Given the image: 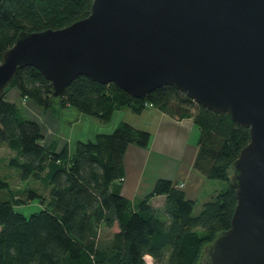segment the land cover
Listing matches in <instances>:
<instances>
[{"label": "trees", "instance_id": "trees-1", "mask_svg": "<svg viewBox=\"0 0 264 264\" xmlns=\"http://www.w3.org/2000/svg\"><path fill=\"white\" fill-rule=\"evenodd\" d=\"M92 3L1 0L0 60L20 32L65 27L87 17ZM11 87L44 110L75 107L104 123L117 109L141 113L148 106L179 119L193 118L200 131L194 168L228 186L205 201L198 214H194L198 202L165 178L158 179L147 196L132 201L121 194L125 153L132 144L147 147L150 132L123 121L111 133L78 141L70 153L68 146L58 150L57 141L46 146L40 124L20 103L4 96L0 147L12 152L7 165L19 170L22 181L37 183L48 193L33 185L15 189L0 174V192L6 195H0V264H148L146 255L154 264H200L205 246L231 227L237 195L229 182L230 168L249 142L250 131L229 112L201 106L171 85L138 98L85 75L68 85L61 104L53 105L51 81L32 65L18 70ZM158 195L166 196L167 220L151 204ZM36 199L40 210L26 215L18 209Z\"/></svg>", "mask_w": 264, "mask_h": 264}, {"label": "water", "instance_id": "water-1", "mask_svg": "<svg viewBox=\"0 0 264 264\" xmlns=\"http://www.w3.org/2000/svg\"><path fill=\"white\" fill-rule=\"evenodd\" d=\"M29 65L51 81L53 105L85 75L138 98L171 85L248 127L230 168L231 227L200 264H264V0H93L85 18L18 34L0 60V98Z\"/></svg>", "mask_w": 264, "mask_h": 264}, {"label": "crops", "instance_id": "crops-1", "mask_svg": "<svg viewBox=\"0 0 264 264\" xmlns=\"http://www.w3.org/2000/svg\"><path fill=\"white\" fill-rule=\"evenodd\" d=\"M5 96L20 103L25 114L40 124L46 146L57 141L58 150L68 146L70 153L75 152L78 141L94 140L98 134L111 133L123 121L150 132L147 147L132 144L125 153L121 194L132 201L147 196L160 178L173 181L178 188V183H184L180 189L189 199L196 200L200 208L225 188L219 181H214L213 187L208 185L211 181L194 168L200 131L193 118L179 119L148 106L141 113L129 108L117 109L111 120L104 123L75 107L55 106L44 110L31 99H22L17 87L9 88ZM208 187L210 191L206 195ZM165 201V195H158L151 199V204L167 220Z\"/></svg>", "mask_w": 264, "mask_h": 264}, {"label": "rangeland", "instance_id": "rangeland-1", "mask_svg": "<svg viewBox=\"0 0 264 264\" xmlns=\"http://www.w3.org/2000/svg\"><path fill=\"white\" fill-rule=\"evenodd\" d=\"M12 155V152L6 148V147H0V174L4 177H6L7 179H9L11 181V184L13 185V187L15 189H24L27 188L31 185H33L34 187H38V189L43 192V193H48V190L45 189L43 186H40L37 183H32L30 182H24L20 179L19 177V170L17 168H13V167H9L7 165V159ZM211 183H209L208 185H211L213 187L214 185V181H219L221 183H224V187H227L228 184L226 181H222V180H210ZM210 191V187L207 188V193L206 195H208ZM0 195L5 197L6 195L3 192H0ZM206 198V197H205ZM203 200V199H202ZM204 201V200H203ZM201 205V203H200ZM41 204L39 203L38 199H36L33 203L29 204V205H22L20 207H18V209L23 212L26 215H30L31 213L40 210ZM201 208L199 207V204L197 205V207L194 210V214H198L200 212ZM117 229V228H115ZM113 229V231L115 230ZM199 232L203 233L204 229L203 228H199Z\"/></svg>", "mask_w": 264, "mask_h": 264}, {"label": "built area", "instance_id": "built-area-1", "mask_svg": "<svg viewBox=\"0 0 264 264\" xmlns=\"http://www.w3.org/2000/svg\"><path fill=\"white\" fill-rule=\"evenodd\" d=\"M178 186H179L180 188H183L184 183H178ZM145 259H146V261H147L148 264H154V263H153V258H152L151 255H146V256H145Z\"/></svg>", "mask_w": 264, "mask_h": 264}]
</instances>
